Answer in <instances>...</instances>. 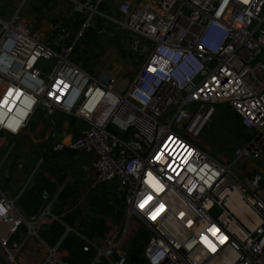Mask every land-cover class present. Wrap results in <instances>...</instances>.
<instances>
[{
	"label": "built area",
	"instance_id": "1",
	"mask_svg": "<svg viewBox=\"0 0 264 264\" xmlns=\"http://www.w3.org/2000/svg\"><path fill=\"white\" fill-rule=\"evenodd\" d=\"M27 1L0 16V138L17 135L36 110L83 124L68 148L93 156V184H114L118 201V216L104 221L100 235L64 226L93 249L85 264H264V171L240 178L232 170L264 160V0H117L116 16L99 10L105 0H42L50 9L69 4L73 28L50 24L54 37L46 41L34 15H19ZM102 22L143 42L123 91L71 60L86 28L107 34ZM212 103L227 104L250 133L229 164L182 131ZM24 188L13 197L0 190V264H67L58 243L46 245L37 235L42 224L60 221L51 202L24 216L15 205ZM27 239L42 244L37 263L21 257Z\"/></svg>",
	"mask_w": 264,
	"mask_h": 264
},
{
	"label": "crops",
	"instance_id": "2",
	"mask_svg": "<svg viewBox=\"0 0 264 264\" xmlns=\"http://www.w3.org/2000/svg\"><path fill=\"white\" fill-rule=\"evenodd\" d=\"M108 1L109 6L103 4L106 8L113 6L117 0ZM92 23L97 27V18L93 19ZM100 24L102 28L107 29V37H111L117 31L115 28L112 32H108L106 23ZM89 28L92 29V27ZM85 38L83 33L82 37L80 36L76 41L79 47L81 46L80 42L88 46V50L82 49V54L87 51V54L91 56L102 57L103 62L105 61L104 63L108 65L106 70L101 71V80L111 81L116 90L124 83V80L116 79V73L111 70L112 68L123 70L119 62L121 60L117 59L113 53L114 48L107 45L105 47L107 50L99 53L100 39L97 40V34L94 32L93 38ZM98 41L99 45H97ZM114 47L117 51L115 45ZM73 50L77 51L76 48ZM93 71L95 74L90 73V75L98 79L96 64ZM82 125L62 113L55 112L45 115L41 110H36L29 116L17 135L1 137V163L4 167L0 174V185L4 186L5 191H2L1 188L0 190L6 196L13 197L11 196L13 191L17 187L21 189L25 183V188L22 191H25L22 203L18 207L16 206L21 214L24 216L34 214L43 204L51 202V210L60 220L57 223L59 222L63 227L72 226L76 233L86 235L93 231L98 220L103 218L104 225V221L116 215L117 202L114 184L100 186L93 184L94 174L91 168L93 156L82 150L68 148L69 142ZM53 142H60L63 149L60 151L51 150ZM9 172L13 177L7 183L6 178L9 177ZM51 223L46 224L48 225L46 231L53 233ZM31 241L32 245H36V241L32 239ZM56 243H59V238L49 246H54ZM21 257L27 261L23 254ZM34 258L35 263L39 262L36 261V255Z\"/></svg>",
	"mask_w": 264,
	"mask_h": 264
},
{
	"label": "rangeland",
	"instance_id": "3",
	"mask_svg": "<svg viewBox=\"0 0 264 264\" xmlns=\"http://www.w3.org/2000/svg\"><path fill=\"white\" fill-rule=\"evenodd\" d=\"M42 0H28L27 3L23 6L20 16L26 17L27 15H31L34 17L33 26L38 31L39 35L42 34L45 41L48 39H51L54 37V34L51 32L49 33V25L63 22L64 24H69V19H66V16L69 12V4L63 2H56L55 4H52L55 9H53L51 6V9L47 7L44 3H41ZM142 1V0H141ZM147 1V0H143ZM20 0H0V16H4V18H7V12L10 10L16 9L18 6ZM105 5L109 6V1L105 0ZM58 5V6H57ZM35 6V7H34ZM33 7V8H32ZM99 10L103 11L105 14L110 16H116L114 15L112 7H105L103 4L99 7ZM98 20L100 18H97ZM68 25V30H72L73 28H70ZM74 26V25H73ZM76 27L78 25H75ZM101 35V36H100ZM100 39V46H99V53H103L105 51V47L109 45L112 46L113 53L115 54V57L121 61L120 64L122 65V69H116L112 68L116 76V79H123L125 82V79L129 78L130 75L134 73V69L139 63L141 59V55L139 54L138 50L141 48V45L143 44L142 39L139 36H136L135 34L131 33L130 31L126 30H117L115 33L111 35V37H107V34L101 33L97 35V40ZM136 42V51L131 50V45L133 42ZM79 47L78 43L73 47L76 48V52L72 51V57L71 60L73 63L78 64L80 67H82L86 72L89 74H95L93 71L95 64L97 69V76L98 79H102V70L107 69L106 63L103 62L102 57H95L87 54V51H84L82 54V49L85 48L88 50V46L86 44H82ZM99 45V41L97 43ZM116 50L115 51V47ZM124 46L122 49L119 47ZM79 49V50H78ZM107 50V49H106ZM115 51V52H114ZM89 52V51H88ZM80 56V57H79ZM97 61H96V59ZM101 58V59H100ZM53 63V60H48L44 62V70L48 72L50 70V66ZM125 68V69H124ZM110 70V71H111ZM112 71V72H113ZM111 72V73H112ZM101 74V75H100ZM115 78V77H114ZM104 81V80H102ZM126 84H121L119 87H115L117 91H123ZM40 111V110H38ZM203 116V119H201ZM185 134V137H190V139L199 146L202 150L208 152L210 155L215 157L218 161L229 164L232 156L231 151L242 145L243 142H246L250 138V133L244 129L240 122L238 117L235 115L233 110L225 103H212L208 105H203L200 107L197 114L193 116V118L186 124L184 129L182 130ZM4 151V150H3ZM1 150H0V174L2 173L3 167L1 163ZM261 161H264L262 158H259L258 160H247L244 164L242 162H238L232 167V170L240 177L248 176L250 177L251 174H254V170L256 167L261 168V170L264 171V168L261 166ZM12 173L9 172V177L6 178V182H10L12 180ZM22 187V186H21ZM0 188L2 191L4 190V186L0 185ZM20 187H17L11 196H15L16 193ZM25 192V191H24ZM24 192L20 194V196L16 199L15 205L18 207L20 203H22ZM112 198L113 196H109ZM116 202L117 199H116ZM44 205V204H43ZM57 214V213H56ZM32 215V214H31ZM28 216V215H26ZM118 216V214H117ZM116 216V217H117ZM62 227V226H61ZM48 228V225L42 224L41 227L37 230L38 237L46 244V245H53L55 242V237L51 238L53 233L51 231H46ZM65 228L62 227L61 234L59 235V243L57 246V250H59V254L62 256V259L67 262V264H84L86 263L89 258L93 254V249H85V250H76L75 246L72 244V242H67L68 236H74L71 234H66L65 243L63 239V233ZM25 229L23 227H20V233L24 234ZM131 237V238H130ZM145 237V236H144ZM14 240H18V237H14ZM130 239V246H134L138 251L139 248L136 245L137 236H129ZM36 241V245H32L31 239H27L22 251L23 257L27 261H35L34 256L36 255V261H40L44 256V251L42 249V244L37 239H32ZM63 240V242H61ZM75 245L78 242L77 239H74ZM33 257V258H32ZM139 264H142V262H139Z\"/></svg>",
	"mask_w": 264,
	"mask_h": 264
},
{
	"label": "trees",
	"instance_id": "4",
	"mask_svg": "<svg viewBox=\"0 0 264 264\" xmlns=\"http://www.w3.org/2000/svg\"><path fill=\"white\" fill-rule=\"evenodd\" d=\"M80 25V21H77L76 22V25ZM93 34H94V30H92L91 28H86L85 29V31H84V35H85V39H90V38H93ZM236 115V114H235ZM118 214V213H117ZM117 214H116V216H117ZM103 218L101 219V220H98L97 221V225L93 228V231L92 232H90V233H86V235L85 236H87V237H91V236H97V235H100L104 230H105V226L103 225ZM62 225L58 222L57 223V221H53V223H51V230L53 231V237H55L56 239L59 237V235L61 234V231H62V227H61ZM68 234H71V235H74V236H68V238H67V242H72V244L75 246V249L77 250H80V251H82V250H84L83 248H82V241H81V239L77 236V235H75L74 233H68ZM64 238H65V236H64ZM74 239H77V243H76V245H75V242H74ZM63 240H64V242H63ZM61 242H63V243H65V241H66V238L65 239H63ZM129 251H130V253H134L135 255L138 253V250L133 246H130V248H129ZM85 264V263H84Z\"/></svg>",
	"mask_w": 264,
	"mask_h": 264
},
{
	"label": "water",
	"instance_id": "5",
	"mask_svg": "<svg viewBox=\"0 0 264 264\" xmlns=\"http://www.w3.org/2000/svg\"><path fill=\"white\" fill-rule=\"evenodd\" d=\"M106 27L108 28V32H112L113 29H115L116 27L110 23V22H106ZM117 29V28H116ZM203 119V116L202 118ZM82 248L85 250V249H88L87 245L85 244H82ZM129 260L132 261V262H135L136 261V255L134 253H130L129 254Z\"/></svg>",
	"mask_w": 264,
	"mask_h": 264
},
{
	"label": "snow or ice",
	"instance_id": "6",
	"mask_svg": "<svg viewBox=\"0 0 264 264\" xmlns=\"http://www.w3.org/2000/svg\"><path fill=\"white\" fill-rule=\"evenodd\" d=\"M245 2H247V0H245ZM152 69H150V71H151ZM140 207L141 208H143L144 207V204L142 203L141 205H140Z\"/></svg>",
	"mask_w": 264,
	"mask_h": 264
},
{
	"label": "bare ground",
	"instance_id": "7",
	"mask_svg": "<svg viewBox=\"0 0 264 264\" xmlns=\"http://www.w3.org/2000/svg\"><path fill=\"white\" fill-rule=\"evenodd\" d=\"M25 111H26V110H25ZM20 112H22V113H23V110L19 111V113H20ZM166 145H167V144H166ZM166 145H165V146H166Z\"/></svg>",
	"mask_w": 264,
	"mask_h": 264
},
{
	"label": "flooded vegetation",
	"instance_id": "8",
	"mask_svg": "<svg viewBox=\"0 0 264 264\" xmlns=\"http://www.w3.org/2000/svg\"><path fill=\"white\" fill-rule=\"evenodd\" d=\"M64 232H65V230H64ZM64 235V234H63ZM65 236V235H64ZM64 236H63V238H64Z\"/></svg>",
	"mask_w": 264,
	"mask_h": 264
}]
</instances>
